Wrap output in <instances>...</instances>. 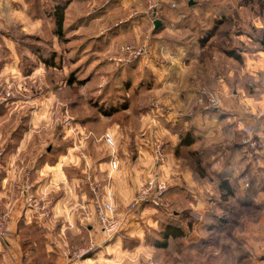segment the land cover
Returning a JSON list of instances; mask_svg holds the SVG:
<instances>
[{"label": "rangeland", "instance_id": "rangeland-1", "mask_svg": "<svg viewBox=\"0 0 264 264\" xmlns=\"http://www.w3.org/2000/svg\"><path fill=\"white\" fill-rule=\"evenodd\" d=\"M70 1L0 0V176L11 167V155L19 142V135H28L27 151L32 157L19 161V165L30 163L25 167L27 170L43 156L49 164L59 162L61 156H69L64 161L67 165L66 161L71 163L73 155L80 156L85 166L94 168L96 172V165L91 161L88 163L92 155L97 160L106 159L109 162L112 156L120 162L121 155H126L129 169L133 168L137 152L148 151L154 167L145 177H157L168 185L163 205L157 208L147 203L135 212H141L139 216L143 219L140 226L145 228V220H152L158 215L153 208L160 211L157 230L152 231L153 234L147 231L148 236H157L168 223L179 222L182 226L180 220L183 219L184 226L191 222L203 223L210 230L207 242L212 248L211 253L206 254L209 255L208 260L215 258V248L231 250L234 247L232 235L241 223L236 221L241 209L232 206L238 194L223 197L226 192L220 190L219 182L225 175L222 177L220 173L225 169L231 171L228 179L237 192L244 187L246 189L251 177L259 175L260 168L264 167L263 140H259L256 148H251L245 141L248 134L244 130L249 127L256 136L259 130H263V136L259 137H264L263 104H256L259 110L252 114L244 95L256 97L264 93V0H197L191 7L185 0L183 11H180L184 13L177 16L172 7L156 15L147 10V22L138 30L139 36L136 37L133 32V38L117 41L111 47L104 43L103 35L95 34L94 38H90L89 34L79 31V20L73 14L66 17L63 36L55 33L54 10L58 5L69 6ZM178 17L181 19L179 24L186 21L193 28L190 31L178 29V22L172 24V20ZM157 19L163 20V26L155 31ZM169 36L182 39L184 45L171 46ZM123 45L134 48L147 45L146 54L134 58L130 53H121ZM168 47L179 54L196 57L194 69L184 83H179L177 93H155L153 88L157 85L158 73L167 76L169 71L164 62L166 55H171ZM119 56L122 61L116 59ZM164 69L167 71L163 72ZM71 78L74 80L72 84ZM166 80L167 77L163 79ZM263 99L264 95L259 97V100ZM222 112L229 117L223 123L224 132L217 126V118ZM227 127L231 131L226 130ZM189 130L201 141L194 144L193 149L210 147L214 153L211 152L208 157L210 164L205 166L207 171L204 176L200 177L192 171L194 179L207 186L204 193L201 191L202 199L200 191L189 190L190 195L184 192L172 196L180 201L177 205L168 202V191L175 181L179 183L182 179V184H185L187 180L183 176L177 178L176 172L161 170L159 166L168 163L165 140L174 135L177 144L171 152L181 165H190L193 170L189 147L180 145L181 135ZM206 130L210 137L208 143L204 139ZM106 133L114 137L115 146L107 142ZM237 142L242 148L236 146ZM157 143L166 153L165 162L155 158ZM9 152L12 153L10 156L7 155ZM127 176L130 177L129 174ZM110 179L113 181V177ZM96 183L100 186L102 180L97 178ZM190 198L208 203L207 212L197 210L192 214V210L185 208ZM222 201L230 202L225 205ZM223 207L227 209L222 210ZM74 208L83 212L85 206ZM49 211L48 206L40 204L32 213H41L42 218L49 221ZM77 216L80 221L79 212ZM85 221L86 224L96 223L95 220ZM79 225L80 230L77 227L65 228L59 222L58 229L62 227L59 233L54 225L50 244L64 248V254L44 259L42 252L47 228L31 230L32 239L39 240V251L35 256L38 263L64 264L93 258L98 249L112 241H105L102 236L98 241L95 234L88 233L86 225ZM188 229H185L187 235L184 236L190 243ZM98 230L103 233L101 228ZM72 231L81 232L72 234ZM182 239H178L177 243L168 241L171 251L178 252L180 256L175 263L203 262L202 252L194 255L181 252L184 247ZM126 241L128 246L135 244V240L130 238ZM168 251L160 255L161 261L166 264L173 259ZM230 255H226L223 261L232 262L234 256L231 252Z\"/></svg>", "mask_w": 264, "mask_h": 264}, {"label": "crops", "instance_id": "crops-1", "mask_svg": "<svg viewBox=\"0 0 264 264\" xmlns=\"http://www.w3.org/2000/svg\"><path fill=\"white\" fill-rule=\"evenodd\" d=\"M165 1L172 5H164L162 8V14L165 13L167 9H171V7L176 16L177 14L181 15L184 13L180 11H183L184 7H182V5L186 3L185 0ZM187 1H194L193 3L197 2V0ZM74 8L76 10H74ZM178 8L180 10H178ZM69 14H73V17H75L76 20H79V22H77L79 23V31L85 35L89 34L90 38H94L93 36L95 34L99 36L103 35L104 43H106L108 47H111L117 41L133 38V32H135L136 37L139 36L140 33H138V30H141L147 22L145 18L147 16V0H71L66 9V16ZM173 20L172 24L178 22V29L190 31L191 28H193L186 21L183 24H179L181 21L179 17ZM136 40L138 41L139 39L136 38ZM167 51H169L171 55L169 53L167 55L165 54L167 57L164 62H166V67L169 71L165 69L163 70V72H168L167 76L158 73V78L155 83L157 85L153 88L155 93L165 91L171 93L173 91V93H177L179 91V83L181 81L184 83L190 72L194 69L196 57H188L185 53L179 54L177 51H171L169 47ZM181 51H183V49H181ZM165 77H167V80L163 81ZM262 91L264 92V87ZM244 95L246 99L245 102H247V106L251 108L250 111L252 114L259 110V106L256 104L261 102L264 108V99L262 101L259 100V97L263 96L264 93H260L256 97L246 96V94ZM261 116H263L264 120V114ZM228 118V116L225 117L223 115V112L220 117L217 118V126L220 128V131L224 132L225 126L223 123L225 122V119ZM229 129V127L226 128V130ZM261 133L263 134V130H259L256 134L260 142L261 140L264 142V137L262 139L259 137L263 136ZM204 136L206 143H208V140L210 141L208 130H206V132L204 131ZM175 138L176 136L171 135L165 140L168 163L165 164L164 159V164H161L159 168L161 170H168L171 173L176 172L177 178L183 176L184 180H187V183L182 184V179L179 183L174 179L175 182L168 191V202L176 203L178 205L180 201L178 199H173L172 196L184 192H188L190 195L189 190H198L200 191L202 199L201 191L204 193L207 186L201 185V183L194 179L193 170L189 168L190 165L188 166L184 163L181 165V162L175 158L174 153L171 152L177 144ZM27 139L28 135H19V142L17 147H15L13 155H11V152L7 153L9 156L11 155V167L7 169L6 174L2 173L0 176V211L2 213L7 210L6 212L10 214L8 241L5 242L0 239V264H39L35 257L39 251V240L32 239L33 236L31 230H39L43 227L47 228L46 243L43 246L44 251L42 252V254H44L43 259L52 258L53 256L55 257L56 254H64V248L62 249V247H58L59 245L56 243L55 246L51 245L49 239L55 232H53L54 225L57 226L56 232L59 233L61 231L62 227L58 229L59 222H62L63 225H65V228L77 227L78 230H80L79 224H84L88 227V233L92 236L95 234V238L98 241L101 239V236L105 239L104 232L99 233L98 229L101 228V226L96 221V194L92 190V183H96L97 178L102 180V184H100L102 187H98V193L105 194L107 190H111L115 193L116 200L122 207L120 217L125 222V230L120 235H116L114 238L110 239L112 241L108 245L101 247L102 249H98L93 258L91 256L82 260L78 259L75 264H166L167 262L161 261L160 255L168 250H170L168 251V253H170L169 256H171V254L173 255V259L169 261L168 264L181 263V261L175 263L176 258H180V256L178 255V252L171 251L170 245H168L167 248H159L147 242V237H149L147 231L151 233L152 231H156L159 224L160 211H158V207L156 209L153 208V211L158 212V215H156V217L153 216L152 220H148L149 218L146 219L144 225L146 226L145 228L140 226V220L143 219L139 216L141 212L135 214L127 211V205L132 201L139 190L142 181L146 178L145 175H147V172L154 167V161L152 160V156L148 154V151L144 152V150H141L140 152H137V155L135 154V158H137L132 164L133 168L129 169L127 163L128 157H126V155L124 157L121 155L120 162L118 160L120 167L118 166L117 169L112 168L109 160H97L95 155H92L93 158H90V156L88 163L91 161L95 164L97 172L94 168L88 169V167L85 166V162L77 155H73L71 163L66 161L67 165H64V161L65 158H68L69 156H65V158L64 156H61L59 162L49 164L46 156L42 155L43 158H40L38 162L32 164L31 168L27 170L25 167L30 166V163L19 165L20 160L24 162L26 158H29L30 156L32 157L27 151ZM200 142L199 139L194 144L197 145L200 144ZM24 145H26V147H24ZM262 159L264 161V156ZM172 165L174 166L173 168ZM262 166H264V162L262 163ZM127 174H129L130 177H128ZM110 177H113V181ZM29 185L31 188L25 192V189H27L26 187ZM193 187H197V189ZM244 190L245 187L241 189V191ZM29 198L33 199L32 203H29ZM190 199L189 204H187V207L185 208L192 210V214L196 213L197 210L198 212H207L209 206L208 203L205 204L202 201L199 202L198 200ZM228 202L230 201H222L225 205ZM254 202L260 206L259 209H255L254 206H242L238 198H235L232 203L233 207L239 206L237 209H241V212H238L236 217L237 224L241 223L238 228H235L232 235V243L234 247L231 249V254L234 258L232 262L230 261L231 263H225L223 261L228 252L223 251L221 247L215 248V251L213 252L216 255L215 258L207 259L209 258V255L206 254L211 253L210 249L212 247L209 246V243L207 242L210 230L206 228L203 223H193L191 225L186 223L184 226L183 224L185 221L181 219L182 226H184L185 229L189 228V239H191V242H186L185 236L187 234H185V236L170 237L168 241L171 242L174 240L176 242L178 239L184 237L182 239L184 247L181 252L184 251L191 255L196 253L199 254L201 252L204 254L202 256L203 262L195 261L192 264H264V190L256 195ZM40 204L50 208L49 221L43 219L41 213H38L37 215L32 213L34 208ZM78 205L85 206L83 212L74 208ZM224 209L227 208L223 207L222 210ZM77 212L81 214L80 221ZM85 220H89L90 222L95 220L96 223L92 222L86 224ZM196 227L198 229H196ZM78 232L72 231V234H79ZM125 236L135 240L136 244L132 248L124 245ZM152 237H154V235H152ZM192 237H196V239ZM105 241L108 240L105 239ZM235 241H237V243ZM89 245L94 246L91 243ZM58 261L59 258L57 256V262ZM43 264L48 263L45 262Z\"/></svg>", "mask_w": 264, "mask_h": 264}, {"label": "built area", "instance_id": "built-area-1", "mask_svg": "<svg viewBox=\"0 0 264 264\" xmlns=\"http://www.w3.org/2000/svg\"><path fill=\"white\" fill-rule=\"evenodd\" d=\"M163 0H147V10L152 15H156L161 7ZM174 6V4H173ZM147 45H142L139 48H134L130 45L121 46V53H130V56L136 58L138 56H144L146 54ZM116 59L122 61V57L119 56ZM248 134V138L245 140L251 148H256L258 140L252 133L251 128L247 127L244 129ZM105 138L107 142L115 146L114 137L110 133H106ZM159 144V143H157ZM115 153H113L114 155ZM154 155L157 161H163L166 157V153L161 144L156 145L154 148ZM113 169H117L118 159L112 156L110 160ZM29 184V183H28ZM98 183H92V190L95 192V206H96V217L99 225L107 240L114 238L116 235H120L125 230V222L120 217L121 205L116 200L115 193L111 190H107L105 194L98 193ZM25 192L31 188L29 185L26 187ZM168 185L165 181L158 179L157 177H148L141 183L139 190L135 197L127 205V211L135 213L139 208L141 209L147 203H151L155 207L163 205V196L167 191ZM29 203L33 202L32 198H29ZM9 224L10 214L8 212H2L0 214V239L8 241L9 236ZM65 264H75L73 262H67Z\"/></svg>", "mask_w": 264, "mask_h": 264}, {"label": "trees", "instance_id": "trees-1", "mask_svg": "<svg viewBox=\"0 0 264 264\" xmlns=\"http://www.w3.org/2000/svg\"><path fill=\"white\" fill-rule=\"evenodd\" d=\"M166 4H169L167 1L163 0L161 7L158 11V13H162V8L164 7V5L166 6ZM188 5L194 6V4H191L190 2H188ZM66 4L65 5H58L56 6L54 13H53V17L55 20V33L58 36H63L64 32H65V27H64V23L66 20ZM161 21L163 22V20L161 19ZM163 24L158 28L155 29V31H158L159 29L161 30ZM68 30V29H67ZM168 40L170 41L171 46L175 47V46H179V45H184V41L182 39H178L176 37L173 36H169ZM264 41V39L262 40ZM47 64L50 65V62H46ZM74 82V80L70 81V84H72ZM188 119V118H186ZM182 137H180V145L181 146H185V147H189V156L192 159V169L193 172L198 174L200 177L204 176L206 174L205 171H207L205 166H208L210 164V162L208 161V157L209 155L212 153H214L212 151V149L210 147L207 148H197V149H193L192 146L193 144L198 140L197 137H195L194 133L189 130L185 132V135H181ZM255 136V135H254ZM255 138L258 140V144H259V138L257 136H255ZM237 147L242 148L241 143H235ZM234 148V146L232 147ZM206 160V161H205ZM204 161L206 162L204 165ZM220 175L223 177L225 175V177H223L224 179H220L219 182V188L221 191H225L226 193H224L223 197L227 198L228 196H232L234 197L236 194H238V199L239 202H241L242 206L244 207H249V206H254L255 209H259L260 206H258L257 204H255L254 202V198L256 197V195L264 190V167L260 168V173L259 175L255 174L251 177L250 182L248 183V187L244 190V191H237L234 189V187H232L228 176L231 175V171L229 169H225L223 172L220 173ZM162 212V211H161ZM241 212V211H240ZM239 212V213H240ZM212 216H215V214L211 213ZM187 215V214H186ZM191 222V221H190ZM176 223V225H175ZM192 222L189 224L191 225ZM159 234V235H158ZM157 236L155 237H147V242H149V244H153L156 247L159 248H167L168 246V240L170 237H178V236H183L185 235V230L184 228L180 225L179 222H174V223H168V225L166 226L165 230L163 232H159L156 234ZM160 236V237H158ZM128 236L124 237V245L126 247H133L134 245L128 246L126 244V240ZM149 238H152L151 240ZM226 252H228L227 257L230 255L231 250L228 249ZM231 255L228 257L230 258ZM227 263V262H225Z\"/></svg>", "mask_w": 264, "mask_h": 264}, {"label": "water", "instance_id": "water-1", "mask_svg": "<svg viewBox=\"0 0 264 264\" xmlns=\"http://www.w3.org/2000/svg\"><path fill=\"white\" fill-rule=\"evenodd\" d=\"M190 3L192 4L193 2L191 1ZM160 25H161V21L159 19H157L155 21V28L158 29L160 27ZM262 46L264 48V41H262Z\"/></svg>", "mask_w": 264, "mask_h": 264}]
</instances>
